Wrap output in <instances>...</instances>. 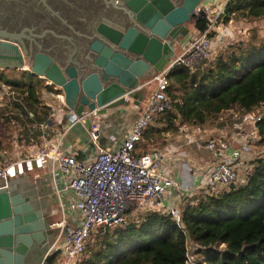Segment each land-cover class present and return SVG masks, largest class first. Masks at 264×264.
Instances as JSON below:
<instances>
[{
    "label": "trees",
    "instance_id": "1",
    "mask_svg": "<svg viewBox=\"0 0 264 264\" xmlns=\"http://www.w3.org/2000/svg\"><path fill=\"white\" fill-rule=\"evenodd\" d=\"M231 19L264 20V0H230L222 22ZM192 27L198 34L206 21L196 19ZM256 30L253 27L254 33L237 45L227 42L196 69L183 65L171 69L166 89L171 108L156 114L144 129L135 145L136 155L160 149L171 133L202 126L233 107L244 113L262 111L257 127L264 142V35L258 37ZM9 71L0 72V83L27 92L36 101L39 77ZM48 89L57 93L53 87ZM251 163L253 170L244 184L231 185L228 191L195 204L187 200L182 226L168 215L147 211L138 223L99 231L96 248L84 259L86 247L75 264H186L189 243L194 248L193 264H264V156ZM57 255L58 251L51 253L45 264H58Z\"/></svg>",
    "mask_w": 264,
    "mask_h": 264
},
{
    "label": "built area",
    "instance_id": "2",
    "mask_svg": "<svg viewBox=\"0 0 264 264\" xmlns=\"http://www.w3.org/2000/svg\"><path fill=\"white\" fill-rule=\"evenodd\" d=\"M229 1L219 0L216 4L201 2L195 7V19H204L205 29L196 34L161 71L140 86L144 88L154 84L140 114L119 143L112 136V148L101 146L98 142L101 115L96 111H86L81 116L69 118L71 124L66 131L76 123H87L89 140L94 147L87 159H78L75 154L64 152L61 149L62 137L55 143L42 144L32 156L35 161L48 163L58 211L57 218L52 219L50 224L54 239L40 264H45L46 257L54 251H58L61 256L58 264H75L81 259L95 231L98 233L106 228L138 223L140 215L147 211L168 215L182 226L180 205L165 203V196L173 189L178 193H185L189 202L195 204L200 198L216 196L228 191L231 185L245 183L253 170V164L245 157L250 158L253 143L261 141L257 127L261 113L232 111L231 118L241 129V142L237 146H231L221 136L209 137L203 141V147L213 153L214 158L200 185L185 187L182 182L164 173L171 158L163 149L135 154V145L141 140L144 129L153 122L156 114L171 108L166 92L171 69L178 65L196 69L206 59H213L223 48L224 45L214 51L213 42L225 26L222 19ZM59 96L63 100L61 93ZM125 97L129 103L131 99L127 95ZM59 111L67 114L71 110L63 102L52 107L53 115ZM181 130L185 131L188 144L194 143L202 134L201 126L183 127ZM171 154L174 155L173 152ZM242 164L248 165L245 166L244 173L239 175L238 166ZM10 167L11 164L0 165L2 181L7 182ZM186 264H193L189 253Z\"/></svg>",
    "mask_w": 264,
    "mask_h": 264
},
{
    "label": "water",
    "instance_id": "3",
    "mask_svg": "<svg viewBox=\"0 0 264 264\" xmlns=\"http://www.w3.org/2000/svg\"><path fill=\"white\" fill-rule=\"evenodd\" d=\"M203 1L110 0L123 6L119 10L127 26L123 30L113 23L98 27V38L87 44L81 63L72 59L63 63L61 57L42 53L31 59L15 40L0 35V69L29 67L62 94L71 110L66 114L69 118L86 111L103 115L127 106L126 95L138 104L144 96L140 86L174 59L176 48L189 34L187 23L195 19L194 9ZM51 222L31 197L1 180L0 264H32V248L41 244L43 259L53 241Z\"/></svg>",
    "mask_w": 264,
    "mask_h": 264
},
{
    "label": "crops",
    "instance_id": "4",
    "mask_svg": "<svg viewBox=\"0 0 264 264\" xmlns=\"http://www.w3.org/2000/svg\"><path fill=\"white\" fill-rule=\"evenodd\" d=\"M218 1L203 2L216 4ZM223 30L219 33L222 35L218 34L219 37L213 42L214 51L228 42ZM195 35V30L190 27V33L182 45L175 50L176 56ZM152 76L149 75L146 81ZM36 84L38 98L34 101L28 98L27 92L22 93L10 85L0 83V165L11 164L7 182L31 197L32 201L43 210L45 217L55 219L58 211L51 187L48 163L35 161L32 156L42 144L55 143L60 137H62L61 149L75 154L78 159H87L94 147L89 140L87 123H76L66 131L71 124L66 113L62 119L58 118V113L53 115L52 107L63 103L60 93L51 92L48 88L53 86L43 78L39 77V82ZM153 86L154 84H150L143 88L144 96L138 104H134L131 99L127 106L109 109L106 114L101 115L98 139L101 146L112 148L114 146L110 140L112 136L118 143L124 138L140 114ZM233 110L235 107L212 117L202 125L203 133L194 143H186L184 132L177 136H168V143L160 148L168 152L170 155L168 157L171 158L169 167H166L164 173L182 182L185 187L200 185L205 180L214 158L213 153L203 147V141L209 137L221 136L231 146H237L241 142V129L231 118ZM245 158L247 160L249 157ZM246 165L248 164L238 166L239 175L244 173ZM185 196H187L185 193H178L173 189L165 196V203L167 205L177 203L182 208L184 205L182 200ZM49 233L54 239V233L51 230Z\"/></svg>",
    "mask_w": 264,
    "mask_h": 264
},
{
    "label": "flooded vegetation",
    "instance_id": "5",
    "mask_svg": "<svg viewBox=\"0 0 264 264\" xmlns=\"http://www.w3.org/2000/svg\"><path fill=\"white\" fill-rule=\"evenodd\" d=\"M122 7L110 0H0V35L15 40L31 59L42 53L61 57L63 63L71 59L81 63L87 44L98 38V27L113 23L123 30L127 26ZM195 20L187 23L189 33ZM18 71L30 72L27 66ZM43 253L44 245H35L31 263L40 264Z\"/></svg>",
    "mask_w": 264,
    "mask_h": 264
},
{
    "label": "rangeland",
    "instance_id": "6",
    "mask_svg": "<svg viewBox=\"0 0 264 264\" xmlns=\"http://www.w3.org/2000/svg\"><path fill=\"white\" fill-rule=\"evenodd\" d=\"M228 23H229V25H228ZM228 23L225 24V26H223L222 29H224L223 34H224V37L227 38V39L225 38L226 41L230 42L232 45H237L239 43V41H245L246 39H248L249 36H251V34L254 33L253 27L258 29V30H256V32L258 33V37H261L262 35H264V20L256 21L254 23H249V22L244 21V20L231 19ZM192 24L190 25L191 27H192ZM228 38H230V39H228ZM224 48H225V46L222 49H224ZM9 73L10 74L15 73L16 75H18L19 71L18 70L12 71V72L9 71ZM237 110L238 109L235 108V111H237ZM261 112H259L258 114H260ZM64 115H65V112H61V111L58 112V118L62 119ZM238 123H240V122H238ZM241 126L243 127V124H241ZM183 132H185V131H183V130L180 132L178 131L177 133H171L169 136H174V135L177 136ZM201 133H203L202 128H201ZM263 156H264V142L257 140L253 143V153H252L251 157L248 158L249 162L254 161L255 159L261 158ZM96 234H97V231H95L93 233L90 240L88 241L87 253H86L87 257L85 256L84 259L85 258L87 259L88 256L90 255V252H89L90 249L96 248V240H97ZM188 247H189V256H192V251L194 250V248L192 247L191 243L188 244ZM82 256H81V258H82ZM58 258H59L58 261H60L61 256L57 255V259Z\"/></svg>",
    "mask_w": 264,
    "mask_h": 264
}]
</instances>
